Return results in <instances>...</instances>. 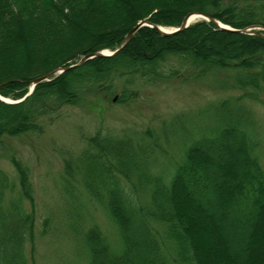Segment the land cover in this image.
<instances>
[{"label": "trees", "instance_id": "trees-1", "mask_svg": "<svg viewBox=\"0 0 264 264\" xmlns=\"http://www.w3.org/2000/svg\"><path fill=\"white\" fill-rule=\"evenodd\" d=\"M192 13L233 29L264 28V0H0V97L13 100L0 101V145L4 137L43 133V121L50 124L64 107L79 105L91 87L107 94L117 81L156 84L182 68L196 77L233 71V82L221 83L240 95L207 107L219 126L194 137L174 169L160 163L167 132L97 133L75 159L63 161L65 194L74 198L79 187L119 239L115 250L96 225L85 228L88 264H264L257 245L264 233V173L242 104L247 99L264 106V37L221 31L206 21L168 37L142 27L116 55L90 59L25 97L34 79L85 55L115 51L139 22L178 28ZM172 63L179 69L165 73ZM9 162L19 199L6 211L0 206V264H33L26 245L33 243L34 213L20 203H32L29 174L15 157ZM7 188L0 171V202Z\"/></svg>", "mask_w": 264, "mask_h": 264}, {"label": "rangeland", "instance_id": "rangeland-1", "mask_svg": "<svg viewBox=\"0 0 264 264\" xmlns=\"http://www.w3.org/2000/svg\"><path fill=\"white\" fill-rule=\"evenodd\" d=\"M261 37L264 36L261 34ZM205 44L213 46L207 41ZM102 51L113 52L109 49ZM79 60L72 61L69 66ZM171 65L163 71L172 73L179 69L178 64ZM185 70L182 68L177 76L168 75L167 79L158 80L156 84L117 81V89L107 94L101 88L91 87V92L82 96L79 105L64 107L60 117L50 124L43 121V133L2 139L0 171L8 178V188L0 202L3 211L7 210L10 202L19 199L18 176L9 158L13 156L19 160L29 174L32 203L20 198L21 206L34 213L33 247L29 243L26 245L29 263L88 264L84 232L92 225H96L118 250L117 231L100 206L84 195L80 196L79 187L77 193L75 189L72 192L74 198L68 197L62 188L63 161L75 159L86 147L87 139L97 133L105 137H122L150 132L159 137L167 132L169 139L160 141V163L162 168L169 170L182 160L184 149L194 137L217 129L219 121H215L207 107L240 95L239 92L227 91L228 84L221 83L231 80L233 71L214 69L196 77L192 71ZM30 88L31 85L28 92ZM242 104L250 113L246 133L264 173V106L247 99H243ZM151 134H148L150 138ZM260 229H264V221ZM193 231L197 233L196 227ZM261 231L257 245L264 252V233ZM205 254L208 255L207 252Z\"/></svg>", "mask_w": 264, "mask_h": 264}, {"label": "water", "instance_id": "water-1", "mask_svg": "<svg viewBox=\"0 0 264 264\" xmlns=\"http://www.w3.org/2000/svg\"><path fill=\"white\" fill-rule=\"evenodd\" d=\"M197 17H200L202 19L208 20L209 22H211V23H213V24L216 25V23H215V21L213 19H210L207 16L202 15L200 13H194V14H191V15L186 16L183 19V21L181 22L179 28L172 30L171 33H168L166 31H164V29L162 30V28H160V27H158L156 25H152L147 20H144L142 22H139L134 28H132L125 35L122 43L120 44V46L118 47V49H116L115 51L110 52V54L107 53V52H104V51H98V52H96L94 54L85 55V56L81 57L80 60L76 64H74V65H70V66L68 65V66H65V67H60V68L54 69V70L50 71L49 73H47L45 75H42V76L34 79L31 82V88H30L31 90H30V92H28L25 95V97H27L28 95H30V93L32 92V89H33V87L35 85H37L39 83L47 82L50 79L55 78V77H57L58 75H60V74H62L64 72H67L69 70H72L74 68H77V67L81 66L82 64H84L85 62H87L90 59H93V58L111 57V56L116 55L128 43V41L130 40V38L132 37V35L139 28H141V27H149V28H152L155 31H157L161 36H168V35H172V34H175L177 32H180V31L184 30L185 28H187L190 25V23L192 22V20L194 18H197ZM218 28L220 30H222V31H227L229 33L243 34V35H256V36H261V34L258 31H264V28L263 27H260V26H251V27H248V28H245V29H239V30H233V29H231V28H229L227 26H224V25H219ZM25 97H23V99ZM0 101L5 102V103H13V102L6 101V100H2V99H0Z\"/></svg>", "mask_w": 264, "mask_h": 264}, {"label": "bare ground", "instance_id": "bare-ground-1", "mask_svg": "<svg viewBox=\"0 0 264 264\" xmlns=\"http://www.w3.org/2000/svg\"><path fill=\"white\" fill-rule=\"evenodd\" d=\"M192 14H194V13H192ZM200 14H202V13H200ZM189 15H191V14H189ZM202 15H204V14H202ZM188 16V15H187ZM206 16V15H205ZM208 17V16H207ZM208 18H210V17H208ZM197 19H199V20H197ZM210 19H212V18H210ZM214 20V19H213ZM198 21H206V22H209L208 20H205V19H202V18H200V17H197V18H194L193 20H192V22L190 23V25H192V24H194V23H196V22H198ZM215 21V23H216V25L215 24H213V23H211V22H209V23H211L212 25H214L217 29H219L218 28V26L219 25H224V26H227V27H229V28H231L230 26H228V25H225V24H222L221 22H219V21H216V20H214ZM142 22V21H141ZM151 24V23H150ZM153 25V24H152ZM189 25V26H190ZM156 26H158V25H156ZM188 26V27H189ZM158 27H160V28H162V30L164 29V31H166V32H168V33H171V31L172 30H174V29H171V28H166V27H162V26H158ZM187 27V28H188ZM261 27V26H260ZM134 28V27H133ZM142 28V27H141ZM147 28H149V27H147ZM179 28V27H178ZM140 29V28H139ZM150 29H152V28H150ZM175 29H177V28H175ZM186 29V28H185ZM231 29H233V28H231ZM243 29H245V28H243ZM154 30V29H153ZM220 30V29H219ZM233 30H239V29H233ZM222 31V30H221ZM157 32V31H156ZM227 32V31H226ZM258 32H260V31H258ZM158 33V32H157ZM178 33V32H177ZM159 34V33H158ZM176 34V33H175ZM175 34H172V35H168V36H173V35H175ZM134 35V34H133ZM132 35V36H133ZM160 35V34H159ZM243 35V34H242ZM161 36V35H160ZM168 36H163V37H168ZM250 36H254V35H250ZM256 36V35H255ZM125 37V36H124ZM124 39V38H123ZM123 41V40H122ZM118 49V48H117ZM105 52H107V51H105ZM107 53H109L110 54V52H107ZM112 57V56H111ZM53 79V78H52ZM34 88V87H33ZM33 90V89H32ZM0 99H2L1 97H0ZM2 100H6V101H9L8 99H5V98H3ZM10 102H12V101H10Z\"/></svg>", "mask_w": 264, "mask_h": 264}]
</instances>
